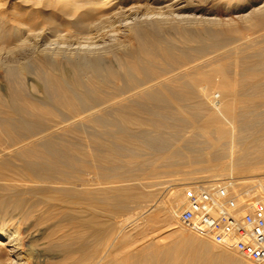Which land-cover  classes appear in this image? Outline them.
Instances as JSON below:
<instances>
[{"label": "bare ground", "instance_id": "1", "mask_svg": "<svg viewBox=\"0 0 264 264\" xmlns=\"http://www.w3.org/2000/svg\"><path fill=\"white\" fill-rule=\"evenodd\" d=\"M116 1V9L85 12L69 30L56 21L51 37L24 23L10 29L0 15V76L9 83L6 91L0 87V205L14 210L0 217L1 264H100L99 257L111 264L106 242L115 248L129 239L123 237L127 222L116 224L114 218L148 195L129 183L145 169L149 178L160 165L176 172V166L202 163L197 169L213 171L202 181L211 183L218 178H206L218 175L223 159L232 175L264 163V109L256 112L253 100L264 91L257 82L264 75L257 76V66L264 69V0L237 14L259 32L245 41L198 0ZM121 21L133 44L104 39ZM172 30L178 43L166 36ZM236 36L239 43L232 44ZM214 90L221 93L218 101ZM196 118L202 121L197 119L193 133L173 135ZM90 171L96 185L86 180ZM185 185L177 197L198 184ZM254 193H264V172ZM166 210V218L175 217L171 205ZM11 219L18 225H9ZM31 219L49 229L38 248L25 245L23 231ZM34 236L29 234L30 241ZM179 241L173 240L171 253L187 251ZM209 244L203 262L231 261L235 249ZM187 246L195 262L196 239Z\"/></svg>", "mask_w": 264, "mask_h": 264}, {"label": "rangeland", "instance_id": "2", "mask_svg": "<svg viewBox=\"0 0 264 264\" xmlns=\"http://www.w3.org/2000/svg\"><path fill=\"white\" fill-rule=\"evenodd\" d=\"M198 1L200 5H203L205 7H210L211 14L215 18L221 20L220 21L221 24L223 22H227L228 24L230 23V25L237 30L236 35L238 36L239 40L241 39H243L241 41H245L244 39L249 40L250 38L254 37L256 34H259L258 31L249 30L247 26H245L247 25V22L245 21L246 19L244 17H241L240 19V17H238L237 14L242 15L249 13L253 8L254 4L258 3L260 0H255L254 2H250L249 0H237L236 3L229 2L230 4L225 3V0H209L206 3L202 2L201 0ZM129 2L132 1L129 0ZM0 3H1L0 15L4 16L3 23H6V26L8 28L11 29L12 25H19V23H24L25 24L24 26L26 28L29 29L30 27L29 29L30 31L33 30H35L33 32L38 31L41 34L46 35V37L49 36L51 37V35L48 32L55 29L54 26L56 25L58 26L59 24L60 27L63 26L62 29L69 30L71 28V22L75 21L76 19L77 20L80 19V17H82V15L85 14V12L87 13L89 11V13H97L100 12L101 10L107 9V7L110 8L111 6L112 7L114 6L113 7L114 9L118 7V3L116 0H0ZM77 4H80L82 6L75 9L74 6ZM87 6L89 7L90 10L88 9ZM93 9L95 11H93ZM81 11L84 13H82ZM77 15L80 16L78 17ZM56 21H58L59 24ZM146 23L147 21L142 22L140 26L144 27ZM224 24L225 23H223V25ZM223 25H221L220 28H224ZM114 27L116 28L111 27L107 29V31H105L104 39L106 41L109 39L110 40L113 39L116 42L117 39L123 41L125 39H128L130 40L129 42L133 44L134 41L131 37L132 36L131 32L129 31L128 28H126L125 21L116 23ZM36 28L38 29L36 30ZM197 32L200 33V30L197 29ZM173 33L174 32L172 30L170 31V33H167L166 36L173 39L174 42L178 43L179 41L178 39H176L177 37ZM237 36L236 39L235 38L233 39L234 41L231 40L232 44L239 43L238 42L239 40H237ZM9 38L10 39L8 40H10L9 42H11L12 37ZM241 41L240 43H242ZM257 65H259V63H257ZM259 66H257L259 72L257 76H259L260 74L261 75L264 74L260 72V71H264V69H262L261 65ZM262 76L258 77L259 80L257 82H260L262 85H264V77ZM31 77L35 78L34 75H31ZM0 87H2L4 91H6L9 87V83L7 82V80L1 76H0ZM0 92L2 93V90H0ZM262 92L257 93L253 96L254 97L253 100L256 102L255 105H257V107L255 108L256 112H258V110L260 112V110L264 109V96H261L264 95V93ZM212 97L215 101H218L221 99V93L218 90H214L212 91ZM197 119L202 121V118H196L193 123L184 124L183 132L180 133L175 132L174 134L173 132H171V134L175 135L176 137H180L179 136L180 134L185 136L190 135L191 133L189 131L193 133L195 129L194 127H197L198 124L200 125V121L198 122ZM196 120H197V124L195 122ZM226 125L227 124L224 125L226 129L227 128L232 129L231 125L229 124L227 126ZM176 126L180 128L179 124ZM176 126L175 128H177ZM87 129L92 131L93 128H87ZM170 131L171 128L169 129L167 128L165 134H168V132ZM3 136L4 134L0 132V137L2 138ZM224 160L228 162V159L227 160L223 159L222 160L223 162L221 161L223 167L220 168L221 170L219 169L218 175L211 177L209 176L206 179L218 178L217 180H215L216 182H225V183L230 182L229 188L232 191H237V192L247 191L248 197L250 198H252L253 196H258L257 193L256 194L254 193V187L255 184H257V181H259L260 174L264 172V163L254 164L252 166H255V168L244 169V172L243 170L242 171L240 170L239 174L234 173V175H232V173H230V171L228 170L227 167L228 163H226L227 165H225ZM15 162L18 163V161ZM197 165L198 163L194 165L193 164L186 165L185 167H183L184 165H181L179 166L181 170L178 166H176V168H178L175 169L176 172L174 171L175 167L173 168V172L172 171L170 172L167 170V168H164L163 166L161 168L160 165L157 166L159 168L156 167V170L159 171V173L156 174V176L153 175L147 178L148 177L146 174L147 169H145L143 171V174H146L147 177L146 176L143 177V174H141L140 176H138V179L129 181V183L130 182L135 183V185L139 190H141L144 193H147L148 197L146 196L142 198L140 200L141 202L138 201L136 202V204H131L125 211H123L122 213H120V215L114 218V222L116 224L127 222L126 226L128 225L129 229L123 234V237L129 236L128 237L129 239L124 245L116 246L115 248H111L113 246L110 240L107 241L109 242V244L106 242L105 247L107 249H110L108 251L109 252L108 257L114 259V261L111 264H206L205 262H203L201 256L205 254L207 251L212 250L211 245L209 244L210 239L197 236L196 234L184 228L179 222V215L182 208L187 203V195H188L187 194L186 197L183 199L177 197L179 191H181L186 186L185 184H187V182L195 183V185L198 184L197 188L199 185L209 184L202 181V179H204L202 178V176L213 174L212 170H208V171L206 170L205 172L203 170L197 169L199 168L197 167ZM200 165H202V163H199L198 166ZM182 168H184L185 170L183 169L182 171ZM191 168H193V170ZM178 170L180 171L178 172ZM162 171L164 172L162 173ZM166 171L168 174L166 173ZM86 180L89 183V186L96 185L97 182L96 174L91 171L88 172V174L86 175ZM138 180L140 181L144 180V183ZM137 181L140 183H138ZM180 200L182 202H180ZM170 205L171 208L175 210V215H174L175 217H173L172 219L166 218L167 215L166 209L170 207ZM178 206H180L181 208H179ZM13 211L14 210L10 207H2L0 205V217H8L10 212ZM156 211L159 212L160 214L158 213L157 215ZM17 217L18 216H15L14 218ZM102 219L105 221L104 218L99 217L100 221H103ZM6 221L9 225L12 224H14L15 226L18 225L16 219H11ZM30 223L32 224H30V226L25 231H23V235L25 236L24 238L25 245L31 244L38 248L40 244H42V242L46 240L45 236L49 231V229L46 226H44V224H42L40 221L37 222L31 219ZM19 226H21L22 228L25 227L26 225H24V223H20ZM29 234L31 235L35 234L33 242L30 241ZM191 237L195 238L199 245V250H197L195 253L199 255V259L196 260L195 262L191 261L192 255L194 253L187 246L189 244V238ZM175 238H178L180 240L179 243L181 242L185 245L183 249L186 250L188 248L186 252L184 251V253L179 255L171 253L170 249L171 246L173 245L172 242ZM239 256L236 250L233 251V254L231 256V261L228 264H253L249 261H246V259L239 258ZM4 258H5L4 255L0 256V262H2ZM97 261H99L100 264H106L105 262L106 260L104 259L101 260L100 257L97 259Z\"/></svg>", "mask_w": 264, "mask_h": 264}, {"label": "built area", "instance_id": "3", "mask_svg": "<svg viewBox=\"0 0 264 264\" xmlns=\"http://www.w3.org/2000/svg\"><path fill=\"white\" fill-rule=\"evenodd\" d=\"M229 184L213 182L189 192L179 222L199 237L231 246L253 264H264V193L250 198Z\"/></svg>", "mask_w": 264, "mask_h": 264}]
</instances>
